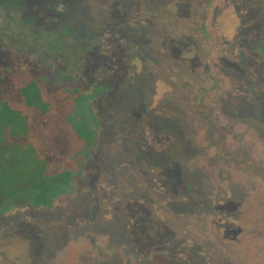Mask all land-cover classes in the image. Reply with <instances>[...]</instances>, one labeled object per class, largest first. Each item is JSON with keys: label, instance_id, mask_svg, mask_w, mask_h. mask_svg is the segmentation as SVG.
I'll return each mask as SVG.
<instances>
[{"label": "rangeland", "instance_id": "374dc122", "mask_svg": "<svg viewBox=\"0 0 264 264\" xmlns=\"http://www.w3.org/2000/svg\"><path fill=\"white\" fill-rule=\"evenodd\" d=\"M117 5L137 74L103 113L101 174L79 214L0 222V264H264V0H0V61L59 58L54 83L76 81ZM133 108L169 154L139 152Z\"/></svg>", "mask_w": 264, "mask_h": 264}, {"label": "trees", "instance_id": "16d2710c", "mask_svg": "<svg viewBox=\"0 0 264 264\" xmlns=\"http://www.w3.org/2000/svg\"><path fill=\"white\" fill-rule=\"evenodd\" d=\"M123 18L122 7H115L96 38L90 71L76 81L54 83L59 58L36 65L23 51L3 52L0 222L22 209L50 218L73 216L86 206L87 181L101 174L103 113L119 86L136 81L137 65L126 56L129 41ZM262 30L264 34V24ZM257 46L264 78V35ZM129 125L141 131V154H169L175 137L158 131L145 112L133 108ZM154 228L156 223L150 225V230ZM148 259L153 264H195L192 257L177 258L156 250L149 252Z\"/></svg>", "mask_w": 264, "mask_h": 264}, {"label": "flooded vegetation", "instance_id": "af4514ba", "mask_svg": "<svg viewBox=\"0 0 264 264\" xmlns=\"http://www.w3.org/2000/svg\"><path fill=\"white\" fill-rule=\"evenodd\" d=\"M38 1H40V0H38ZM35 8V7H34ZM36 9V8H35ZM36 16L38 17V16H43L42 14H40V12H39V15L36 13Z\"/></svg>", "mask_w": 264, "mask_h": 264}]
</instances>
